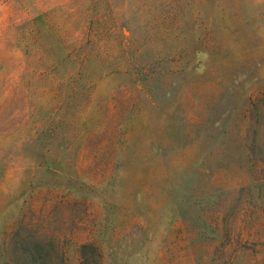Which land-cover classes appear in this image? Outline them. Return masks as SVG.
Returning a JSON list of instances; mask_svg holds the SVG:
<instances>
[{
    "label": "rangeland",
    "instance_id": "374dc122",
    "mask_svg": "<svg viewBox=\"0 0 264 264\" xmlns=\"http://www.w3.org/2000/svg\"><path fill=\"white\" fill-rule=\"evenodd\" d=\"M264 264V0H0V264Z\"/></svg>",
    "mask_w": 264,
    "mask_h": 264
},
{
    "label": "trees",
    "instance_id": "16d2710c",
    "mask_svg": "<svg viewBox=\"0 0 264 264\" xmlns=\"http://www.w3.org/2000/svg\"><path fill=\"white\" fill-rule=\"evenodd\" d=\"M39 252V248L27 252L25 254V258L23 259L24 262H27V264H36V262L40 259V256L38 257Z\"/></svg>",
    "mask_w": 264,
    "mask_h": 264
}]
</instances>
